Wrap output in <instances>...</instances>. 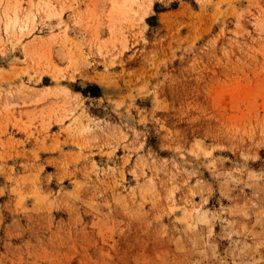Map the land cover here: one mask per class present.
I'll return each mask as SVG.
<instances>
[{
	"label": "rangeland",
	"instance_id": "obj_1",
	"mask_svg": "<svg viewBox=\"0 0 264 264\" xmlns=\"http://www.w3.org/2000/svg\"><path fill=\"white\" fill-rule=\"evenodd\" d=\"M0 264H264V0H0Z\"/></svg>",
	"mask_w": 264,
	"mask_h": 264
}]
</instances>
